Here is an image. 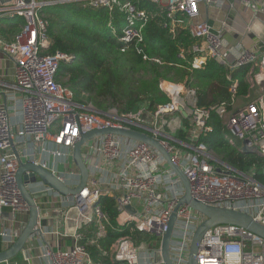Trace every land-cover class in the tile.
<instances>
[{
  "label": "built area",
  "instance_id": "obj_1",
  "mask_svg": "<svg viewBox=\"0 0 264 264\" xmlns=\"http://www.w3.org/2000/svg\"><path fill=\"white\" fill-rule=\"evenodd\" d=\"M142 1L165 11L169 24L164 27H169L171 32L184 29L194 40L187 50L179 51V61H186L191 54L192 70L200 69L207 58L230 70L247 67L246 92L239 94L238 84L233 82L228 88V102L200 108L196 91L187 87L185 80L179 83L162 80L158 88L167 101L153 110L142 103L133 113L121 112L118 107L99 111L89 102L75 100L72 90L62 84L67 76L63 81L57 80L60 64L70 62L73 57L59 52L45 54L50 40L48 21L41 10L50 5L77 2L105 8L109 13L117 9L126 22L118 38L123 47L121 52L142 42L146 12L131 1L121 0H0V20H22L9 44L0 40V95L5 101L0 104L2 250L15 242L29 213L15 179L18 164L13 148L23 163L40 166L69 188H75L80 181L72 161L75 143L82 135L108 128L133 130L154 138L169 154L171 163L183 171L193 199L208 206L246 213L264 227V185L255 180V167L246 173L239 172L199 141L201 136L213 131L209 122L215 114L223 133L227 131L242 142V148L253 149V154L264 160V0ZM238 6L251 13L252 23L247 32L252 35H249L252 45L248 48L242 40L230 43L225 37V31L230 28L227 15L218 21V14H214L223 8L230 12L239 10ZM136 53L141 51L136 49ZM258 55V64H253ZM143 59L148 60L146 56ZM6 60L11 67L5 66ZM149 61L162 65L158 59ZM241 99L246 101L239 102ZM182 112L187 125L177 124V132L183 135L180 140L166 131V117ZM82 148L95 161L87 166L89 176L76 196L62 197L37 177L35 182L30 180L25 184L31 195L47 194L36 200L39 216L35 232L27 240L31 242L37 236L43 239V249L36 258L44 264H95L87 246L105 237L107 220L98 202L107 196L115 202L119 226L133 224L134 230L152 238V247L148 248L144 243L136 246L130 237L117 239L106 252L111 264H163L157 250L173 213L170 258L174 264H187L193 234L203 217L186 204L177 207L184 189L163 156L145 143L113 135L94 138ZM47 207L52 210L43 212ZM3 212L8 217L4 218ZM50 213L60 218L59 224L52 221L42 226L41 217L48 219ZM91 223L95 224V237L82 244L85 233L81 228ZM24 259H33L31 250ZM196 264H264V239L236 226H214L200 240Z\"/></svg>",
  "mask_w": 264,
  "mask_h": 264
},
{
  "label": "trees",
  "instance_id": "obj_2",
  "mask_svg": "<svg viewBox=\"0 0 264 264\" xmlns=\"http://www.w3.org/2000/svg\"><path fill=\"white\" fill-rule=\"evenodd\" d=\"M121 1H131L147 14L141 30L142 42L124 52H121L123 47L118 38L126 22L124 15L117 9L109 13L105 8H92L77 2L50 5L41 10L48 21L47 35L50 40L45 54L59 52L73 57L70 62L60 64L57 80L68 77L62 84L72 90L76 101L88 99L95 109L102 112L108 107H118L121 112L133 113L142 103L153 110L167 101L165 94L158 88L162 80L176 83L185 80L187 87L196 91L200 108L228 102V88L233 82H237L239 94L246 92L244 76L247 67L230 70L207 58L200 69H190L193 59L191 54L187 55L186 61L177 59L179 51L187 50L194 43L186 30L178 28L171 32L169 27H164L169 24V19L165 11L157 9L154 4L142 0ZM21 22V18L1 19L0 40L9 44ZM136 49L141 54H137ZM143 56L148 60H144ZM150 59H158L162 65L151 63ZM107 100H111L112 104L106 106ZM209 124L213 131L201 136L199 141L214 156L239 172L246 173L254 166L255 180L264 185V160L254 154L244 153L231 144L224 136L220 120L215 114L211 115ZM176 137L183 139L180 131ZM98 206L107 223L105 237L99 239L97 244L87 246L95 264H111L106 252L121 237H130L136 246L144 243L146 248L152 247L151 236L134 230L133 224H117L118 211L113 199L101 197ZM95 230L94 223L81 228L85 233L82 244H86L88 238L95 237Z\"/></svg>",
  "mask_w": 264,
  "mask_h": 264
},
{
  "label": "water",
  "instance_id": "obj_3",
  "mask_svg": "<svg viewBox=\"0 0 264 264\" xmlns=\"http://www.w3.org/2000/svg\"><path fill=\"white\" fill-rule=\"evenodd\" d=\"M203 48H205V46H203ZM181 114L184 118H186V115L183 112ZM104 135H113L129 138L138 142L145 143L148 146L156 149L165 159L167 166L171 169V171L181 182L184 189V194L180 199L177 207L182 204H186L203 217V221L199 224L193 234L187 264H196L197 250L200 240L202 239L204 233L214 226H236L264 239V227L254 222L248 214L231 209L208 206L193 199L190 195L189 182L185 177L183 171L178 166H175L171 163L169 154L165 151L164 148L160 146L157 140L147 136L146 134L139 133L133 130H115L108 128L103 130H94L85 135H82L80 139L75 143L72 150V161L79 172L80 179L78 186L75 188H69L61 180L55 177L51 172L40 166H35L29 163H23L19 159L17 151L15 150V148H13V153L17 159L18 164L15 179L21 197L28 206L29 213L26 225L18 234L15 242L7 249L0 251V264L11 261L19 253L22 252L28 238L35 232V226L37 224V219L39 216V207L37 206L36 200L45 198L47 196V194L44 192L31 195L30 192L26 190L25 184L33 178L37 177L53 192L57 193L62 197L76 196L84 188L87 178L89 176L87 168L88 165L84 162L82 157V146L85 143L93 140L94 138ZM241 151L247 154H253V149H249L245 146L241 149ZM26 172H29V175H27ZM128 210L130 211V208H128ZM174 223L175 214L173 213L169 219L167 230L160 240L159 249L157 250L159 258L163 264H174L170 258L169 253V246Z\"/></svg>",
  "mask_w": 264,
  "mask_h": 264
},
{
  "label": "crops",
  "instance_id": "obj_4",
  "mask_svg": "<svg viewBox=\"0 0 264 264\" xmlns=\"http://www.w3.org/2000/svg\"><path fill=\"white\" fill-rule=\"evenodd\" d=\"M238 9L239 10H234L231 12L227 10L226 13H223L222 10L220 12H218L216 10L214 12V14L215 13L218 14L220 16V18H222V16H224V15H227L228 22L230 24V28L225 31V37L228 39V41L232 44H235L236 42L242 40L243 46L245 48H248L252 45L251 44L252 39L250 38V36H252V35H250V33L247 32L249 26H251V23H252L251 13L248 10H245L243 7L238 6ZM18 29H19V27H18ZM4 63H5V66L7 68L11 67V63L9 60L4 61ZM4 103H5V101H4L3 97L0 95V104H4ZM166 119L168 122V127L166 128V131L170 134L174 133L173 134L174 137H176V134L178 133L177 132L178 130L176 129L177 124L180 123L183 125V124L187 123L186 118H184L182 116V114L181 115H178V114L169 115L166 117ZM47 165H49L51 167L50 162H47ZM50 210H52V209H49L47 207L46 209L43 210V212H45V211L50 212ZM3 217L4 218L8 217L7 212H3ZM48 217H49L48 219H47V217L46 218L43 216L41 217L40 223L42 226H48V224L52 221H54L55 223L57 222V225L59 224L58 221L60 218L55 216V214L50 213ZM43 245H44L43 239H41L39 236H37L31 242L28 241L25 244L24 253H21L20 259H16V260L12 259L9 262L1 263V264H44L41 260L36 258L41 253V251L43 249ZM30 250H31L33 259L31 261H26L24 259V255L30 254Z\"/></svg>",
  "mask_w": 264,
  "mask_h": 264
},
{
  "label": "rangeland",
  "instance_id": "obj_5",
  "mask_svg": "<svg viewBox=\"0 0 264 264\" xmlns=\"http://www.w3.org/2000/svg\"><path fill=\"white\" fill-rule=\"evenodd\" d=\"M227 10H228L227 8H223L222 9L223 13H226ZM216 18L218 19V21L222 20V18H220L219 15L218 16L216 15ZM19 24H21V23H18V25ZM259 60H260V58H259V55H258V57H256V59L254 60V63L253 64H258ZM0 67H2V62L1 61H0ZM61 81H63V80H61ZM83 97H85V96H83ZM85 101L91 103L90 100H88V99H85ZM99 101H100V99H99ZM245 101H246L245 99H241L239 102H245ZM107 104L108 105H111L112 104L111 100L110 101L107 100L106 101V106H107ZM91 105H92V103H91ZM224 136L229 137L231 139L232 143L235 146H237L239 148H242V142L239 141V140H237L236 138L232 137L227 131L226 132L224 131ZM81 152H82L83 160H84V162L87 165H91V164L94 163V161H95L94 156L89 155L84 148H82V151ZM31 181L32 182H35L36 181V178H33ZM20 257H21V253H19L13 260L20 259Z\"/></svg>",
  "mask_w": 264,
  "mask_h": 264
}]
</instances>
